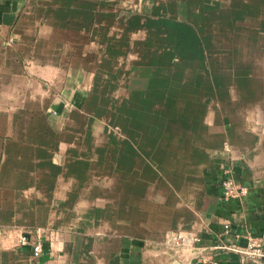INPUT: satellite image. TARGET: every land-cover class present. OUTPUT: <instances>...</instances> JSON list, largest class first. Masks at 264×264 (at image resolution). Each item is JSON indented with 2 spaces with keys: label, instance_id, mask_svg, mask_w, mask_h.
<instances>
[{
  "label": "crops",
  "instance_id": "0c3cea01",
  "mask_svg": "<svg viewBox=\"0 0 264 264\" xmlns=\"http://www.w3.org/2000/svg\"><path fill=\"white\" fill-rule=\"evenodd\" d=\"M0 229L44 249L0 264H252L214 246L264 247V0H0Z\"/></svg>",
  "mask_w": 264,
  "mask_h": 264
},
{
  "label": "built area",
  "instance_id": "2783aa9c",
  "mask_svg": "<svg viewBox=\"0 0 264 264\" xmlns=\"http://www.w3.org/2000/svg\"><path fill=\"white\" fill-rule=\"evenodd\" d=\"M219 185L221 187V195L223 199H242L246 195V188L236 183L230 175V168L228 166H222L220 168ZM228 231L227 223L223 224V232ZM2 237L9 238L12 242V246L17 247H29L33 257H37L43 252V234L39 229H35L32 233L17 230L13 233L4 234L0 229V239ZM199 238L191 233L187 232H169L166 234L165 243L172 251L175 249H183L188 251L189 255L187 263L192 259L202 260L201 253L206 247L197 245ZM214 247H223L226 249L236 250L241 255V261L250 262L252 264H264V247L260 243V240L248 236L246 243L243 247L233 248L228 246L216 245ZM51 255L50 252H48ZM210 264H216L213 260H209ZM204 262H208L204 259Z\"/></svg>",
  "mask_w": 264,
  "mask_h": 264
},
{
  "label": "rangeland",
  "instance_id": "374dc122",
  "mask_svg": "<svg viewBox=\"0 0 264 264\" xmlns=\"http://www.w3.org/2000/svg\"><path fill=\"white\" fill-rule=\"evenodd\" d=\"M4 234H7L8 232L9 233H13V231L9 230V229H1ZM15 231H17L18 229H14ZM17 246H12V242L11 240H9V238H6V237H2L0 239V249H4V250H7V249H14L16 248Z\"/></svg>",
  "mask_w": 264,
  "mask_h": 264
}]
</instances>
